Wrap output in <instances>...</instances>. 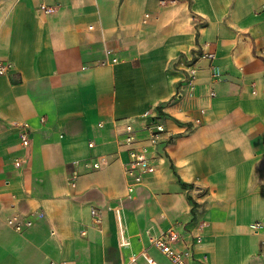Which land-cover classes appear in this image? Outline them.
I'll list each match as a JSON object with an SVG mask.
<instances>
[{
	"label": "crops",
	"instance_id": "crops-1",
	"mask_svg": "<svg viewBox=\"0 0 264 264\" xmlns=\"http://www.w3.org/2000/svg\"><path fill=\"white\" fill-rule=\"evenodd\" d=\"M0 60V264H172L171 226L203 264H264V0H0ZM147 110L174 137L130 193Z\"/></svg>",
	"mask_w": 264,
	"mask_h": 264
},
{
	"label": "built area",
	"instance_id": "built-area-1",
	"mask_svg": "<svg viewBox=\"0 0 264 264\" xmlns=\"http://www.w3.org/2000/svg\"><path fill=\"white\" fill-rule=\"evenodd\" d=\"M41 9L47 13H51L55 10V7L42 5ZM204 56L209 59H214L215 54L205 53ZM9 69L10 64L7 61L0 60V75H6ZM188 71L190 77L195 78L198 73V67L195 63H191ZM214 75L219 77L220 73L216 71ZM211 95L215 96L216 92L214 90L211 91ZM142 118L146 119V123L142 127H137L133 121L124 123L123 144L127 147L129 155L125 173L128 180V191L130 193L137 191L146 175L152 174L157 170V156L154 152H156L160 144L169 142L174 137V133H172L168 125L169 118L163 111L157 110L152 112L147 110L143 113ZM197 122H200V119H197ZM189 129L190 127H186L184 131H188ZM19 136L21 146L28 148L31 144V138L26 124L20 125ZM89 145L93 146L94 142L91 141ZM22 162L23 159L21 157L15 160L17 166H21ZM86 165L89 166L90 164L86 162ZM100 166L98 162L91 165L94 169H99ZM80 175L81 173L77 167H74L70 171L68 182L72 187L77 185ZM92 215L96 224L102 223L103 215L100 208L93 207ZM7 221L17 231L24 229V219L20 214L9 217ZM257 224L260 225V223ZM202 239V234L194 235L195 244H188L181 248L179 243L184 241L183 235L177 227L171 226L159 235H152L150 237V243L159 249L172 264H195L196 261L203 264L202 259L196 258L194 249V246L200 244ZM148 259L150 264H156L152 258L149 257Z\"/></svg>",
	"mask_w": 264,
	"mask_h": 264
}]
</instances>
